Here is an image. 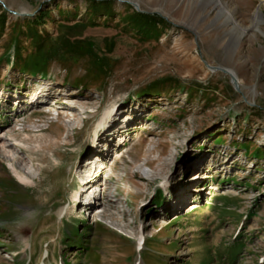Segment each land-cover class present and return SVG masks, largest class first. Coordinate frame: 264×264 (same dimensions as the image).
<instances>
[{"label": "rangeland", "instance_id": "1", "mask_svg": "<svg viewBox=\"0 0 264 264\" xmlns=\"http://www.w3.org/2000/svg\"><path fill=\"white\" fill-rule=\"evenodd\" d=\"M219 4L264 32V0ZM218 17L0 0V264H264V35Z\"/></svg>", "mask_w": 264, "mask_h": 264}, {"label": "bare ground", "instance_id": "2", "mask_svg": "<svg viewBox=\"0 0 264 264\" xmlns=\"http://www.w3.org/2000/svg\"><path fill=\"white\" fill-rule=\"evenodd\" d=\"M203 1V0H202ZM208 1V0H206ZM210 1H213V4H214V7L215 9H217V16L218 19H222V17H224V19L221 20L220 22V26H228V29L226 30V35L228 36V38L230 40H232V42L234 43V46H237L243 37H245L246 35H255L256 32L257 33H261L264 35V32H262V30L260 29V23L262 20V16H261V13L259 12V10H257L254 14H253V17H252V22H250L248 25H243L240 21H238L236 18L230 16V14L227 12V9L224 8L221 9L218 5H220V0H209ZM222 5L226 6V4H224V2L221 3ZM229 71V70H228ZM230 72V71H229ZM231 73V81H233V84L234 85H238L239 86V78H238V75L236 74V72H230ZM113 107V105H112ZM53 112L55 111V109L53 108L52 109ZM57 113V112H56ZM109 115V112L108 110L105 111L104 115L102 116L100 122H102L107 116ZM84 163L80 162L78 164V166L81 168L83 167ZM13 166V165H12ZM98 166L97 163L95 162L94 164V167ZM15 172V175L16 177L22 181V182H27L28 181V177L25 176L24 174L22 173H19L17 171H14ZM201 177H203V174L199 175ZM85 185H88V184H85ZM199 189H195V191H198ZM77 194L78 192H74L73 191V194H72V200L75 201L77 199ZM160 222V221H159ZM23 252L25 253V249H30V252H33V249H35V245H30V242L27 238H23ZM13 251V250H12ZM48 251V250H47ZM48 253V252H46ZM42 264H45L44 262Z\"/></svg>", "mask_w": 264, "mask_h": 264}, {"label": "water", "instance_id": "3", "mask_svg": "<svg viewBox=\"0 0 264 264\" xmlns=\"http://www.w3.org/2000/svg\"><path fill=\"white\" fill-rule=\"evenodd\" d=\"M211 70L215 71V70H220L226 74H229L230 77H231V73L227 70V69H224V68H221V67H210ZM233 83V81H231ZM234 85V84H233ZM236 86V85H235Z\"/></svg>", "mask_w": 264, "mask_h": 264}]
</instances>
